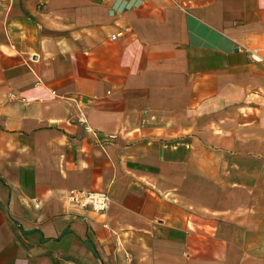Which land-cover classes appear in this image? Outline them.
Masks as SVG:
<instances>
[{
    "label": "crops",
    "instance_id": "obj_1",
    "mask_svg": "<svg viewBox=\"0 0 264 264\" xmlns=\"http://www.w3.org/2000/svg\"><path fill=\"white\" fill-rule=\"evenodd\" d=\"M0 264H264V0H0Z\"/></svg>",
    "mask_w": 264,
    "mask_h": 264
},
{
    "label": "built area",
    "instance_id": "obj_2",
    "mask_svg": "<svg viewBox=\"0 0 264 264\" xmlns=\"http://www.w3.org/2000/svg\"><path fill=\"white\" fill-rule=\"evenodd\" d=\"M111 39H115L112 36ZM68 204L74 208L88 209L98 215H105L110 206V196L107 191H71L67 195Z\"/></svg>",
    "mask_w": 264,
    "mask_h": 264
}]
</instances>
